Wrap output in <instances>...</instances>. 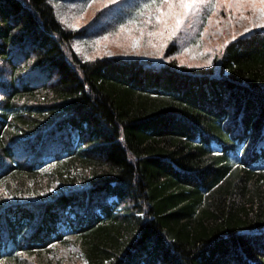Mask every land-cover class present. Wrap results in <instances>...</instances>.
<instances>
[{"label": "trees", "instance_id": "trees-1", "mask_svg": "<svg viewBox=\"0 0 264 264\" xmlns=\"http://www.w3.org/2000/svg\"><path fill=\"white\" fill-rule=\"evenodd\" d=\"M54 1L0 0V261L264 264V26L211 66L83 59ZM51 162L76 174L30 195Z\"/></svg>", "mask_w": 264, "mask_h": 264}, {"label": "rangeland", "instance_id": "rangeland-1", "mask_svg": "<svg viewBox=\"0 0 264 264\" xmlns=\"http://www.w3.org/2000/svg\"><path fill=\"white\" fill-rule=\"evenodd\" d=\"M145 2L146 0H119L118 3L105 7L100 0L54 1L57 16L67 29H84L66 50H72L83 59L104 56L140 58L159 64L174 58L178 63L187 66H211L217 63L223 48L233 40V36L237 38L245 34L246 28L264 26V19L248 6H245L243 12L246 19L241 18V14L235 9L229 19L228 8L219 5L215 11L205 10L189 16L176 34L167 41L166 46L158 51L152 45H158L159 40L147 35V31L153 30L151 25L141 35L137 26L129 23L133 18L138 21L145 18L137 12ZM122 24L125 25L124 29L120 27ZM171 43L175 46L167 51ZM60 166L57 167V163L51 162L41 167L40 178L36 183L30 184V195L41 193L45 196L58 191L60 186H67L68 181L63 179L76 173L66 169L64 165ZM17 255L6 262L0 261V264H86L74 235H67L65 241L51 244L47 249Z\"/></svg>", "mask_w": 264, "mask_h": 264}, {"label": "snow or ice", "instance_id": "snow-or-ice-1", "mask_svg": "<svg viewBox=\"0 0 264 264\" xmlns=\"http://www.w3.org/2000/svg\"><path fill=\"white\" fill-rule=\"evenodd\" d=\"M100 2L105 7H108L118 3L119 0H100ZM219 5L228 8L229 19H231L233 9L241 14V18L246 19L247 17L243 16L245 6H248L251 11L258 13L260 18L264 19V0H146L137 10L138 15L145 18L142 21L133 18L129 23L136 25L141 35L151 25L153 30L147 31V35L150 38L159 40L158 45L153 44L152 46L157 47L158 51H160L166 46L167 41L181 28L189 16L197 12L202 13L205 10L215 11ZM120 27L124 29L125 25L122 24ZM244 31L250 32L251 29L246 28ZM235 38L233 36V39Z\"/></svg>", "mask_w": 264, "mask_h": 264}]
</instances>
